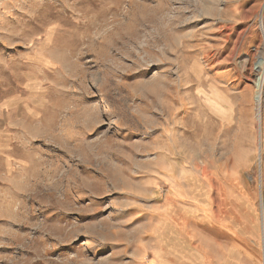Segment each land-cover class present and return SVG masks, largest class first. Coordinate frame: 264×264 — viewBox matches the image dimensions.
<instances>
[{
    "label": "rangeland",
    "instance_id": "374dc122",
    "mask_svg": "<svg viewBox=\"0 0 264 264\" xmlns=\"http://www.w3.org/2000/svg\"><path fill=\"white\" fill-rule=\"evenodd\" d=\"M260 57L264 0H0V264H264Z\"/></svg>",
    "mask_w": 264,
    "mask_h": 264
},
{
    "label": "bare ground",
    "instance_id": "6f19581e",
    "mask_svg": "<svg viewBox=\"0 0 264 264\" xmlns=\"http://www.w3.org/2000/svg\"><path fill=\"white\" fill-rule=\"evenodd\" d=\"M262 66H264V58L263 57H260V60L257 62V67L258 68H261ZM262 78H263V76L260 74V76L258 77V80L256 82V84H258L260 90H262L261 89L262 82H263V79ZM259 95H260V93H259Z\"/></svg>",
    "mask_w": 264,
    "mask_h": 264
}]
</instances>
